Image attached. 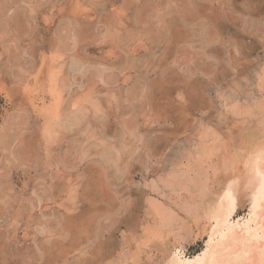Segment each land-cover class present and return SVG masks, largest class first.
<instances>
[{
  "label": "rangeland",
  "instance_id": "1",
  "mask_svg": "<svg viewBox=\"0 0 264 264\" xmlns=\"http://www.w3.org/2000/svg\"><path fill=\"white\" fill-rule=\"evenodd\" d=\"M263 75L264 0H0V264L193 258L226 191L250 221L261 172L234 154L264 140Z\"/></svg>",
  "mask_w": 264,
  "mask_h": 264
},
{
  "label": "bare ground",
  "instance_id": "2",
  "mask_svg": "<svg viewBox=\"0 0 264 264\" xmlns=\"http://www.w3.org/2000/svg\"><path fill=\"white\" fill-rule=\"evenodd\" d=\"M171 4V3H170ZM199 7V6H198ZM163 12V11H162ZM182 12V11H181ZM168 14V13H167ZM186 14V13H185ZM149 18V17H148ZM153 18V17H152ZM149 20V19H148ZM179 21V20H178ZM164 23V22H163ZM166 26V25H164ZM144 28V27H143ZM170 29V28H168ZM184 29V28H183ZM179 31V30H178ZM139 33V32H138ZM208 33V32H207ZM145 34V33H144ZM170 37V36H168ZM216 42V41H215ZM171 49V47H170ZM122 70V69H121ZM263 74V73H262ZM170 75V74H169ZM264 76V75H263ZM262 77V75L260 76ZM59 79V77H58ZM57 79V81H58ZM55 80V79H54ZM264 80V79H263ZM262 80V81H263ZM261 84V82H260ZM175 85V84H174ZM263 86V85H262ZM195 87V86H194ZM261 87V86H260ZM156 88V87H155ZM192 89V88H191ZM262 89V88H261ZM264 90V89H263ZM195 91V90H193ZM196 92V91H195ZM198 93V92H197ZM192 95V94H191ZM261 100V99H260ZM256 105H260L259 101ZM96 103V102H95ZM262 103V102H261ZM264 103V102H263ZM262 103V104H263ZM261 104V105H262ZM170 106V105H169ZM189 107V106H188ZM238 107V106H237ZM263 107V106H262ZM260 107V110L261 108ZM178 108V107H177ZM83 109V108H82ZM264 109V107L262 108ZM236 112L238 110L235 109ZM264 112V111H263ZM184 114V113H183ZM84 115V114H83ZM186 116V115H185ZM81 119V118H80ZM184 119V118H183ZM50 121L48 120V123L45 125V131L49 136H52L55 133V129L53 126L50 125ZM136 124V123H135ZM258 127V126H256ZM259 128V127H258ZM208 130V129H207ZM260 131V129H258ZM216 132L214 131V134ZM172 134V133H171ZM179 134V133H178ZM177 134V135H178ZM259 135V134H258ZM215 136V135H214ZM218 138L219 136L216 135ZM178 137V136H177ZM206 136L203 134L200 136V141L197 145L192 147L189 150V155L190 159L188 160V164H186V170L183 175L186 176V179H189V182L191 183L190 186L193 184V187H195L194 183H197L198 180H202V177L200 176V170L201 167H204V162L207 161V159L211 158L213 155L217 153L221 149L220 146V141L215 137L213 143L210 145L206 139ZM209 137V136H208ZM255 137V136H254ZM260 137V136H259ZM258 137V138H259ZM257 138V137H256ZM262 138V136H261ZM210 139V138H209ZM208 139V140H209ZM250 139V138H249ZM264 139V138H262ZM218 141V142H217ZM252 144L251 147L248 149L247 154L245 152V156L243 154L237 153L236 155L234 154V165L237 162H242L240 160L241 157L247 158L244 162L246 165V168L249 169L250 166H257V169H259L260 176L257 177L255 181V185L253 188V193H252V199H251V206L250 210L252 212V217L250 221L246 222L243 226L237 224H232L230 223V215L234 212L235 210V201L233 199V193L231 191H226L223 193L220 197V199L215 202V207L214 211L210 215L211 218L213 219L214 223H212L210 235H209V240L207 241L208 247L204 251L196 254L193 258H186L182 255L183 252L179 251L176 257H173L171 262L168 264H264V140H257V141H251L249 140ZM148 146V145H147ZM136 150L138 148H135ZM243 152V151H242ZM134 153V152H133ZM152 153V152H151ZM147 154V153H146ZM188 154H186L187 156ZM243 155V156H242ZM143 156V155H142ZM122 156L119 154V158ZM139 159V158H138ZM143 159V158H142ZM230 160V159H229ZM228 160V161H229ZM123 161V159H122ZM143 161V160H142ZM125 162V161H124ZM254 162V163H253ZM233 163V162H232ZM253 163V164H252ZM182 164H184L182 162ZM227 164V162H226ZM239 164V163H238ZM252 164V165H251ZM229 165V163L227 164ZM237 165V164H236ZM235 165V166H236ZM125 166V165H124ZM128 166V165H127ZM232 166V165H231ZM106 167V166H105ZM109 167V166H108ZM229 167V166H228ZM134 168V167H133ZM200 168L199 171L197 169ZM235 168V167H232ZM245 168V167H244ZM245 168V169H246ZM101 169V168H100ZM131 169V168H130ZM246 169V170H247ZM128 170V169H127ZM108 171V170H107ZM130 171V170H129ZM132 171V170H131ZM202 171V170H201ZM204 171V168H203ZM109 172V171H108ZM190 172H195L197 175L193 176L191 175ZM206 172V171H205ZM99 173V172H98ZM131 173V172H130ZM205 174V173H204ZM131 175V174H130ZM104 176V175H103ZM193 176V177H192ZM107 177V176H106ZM207 177V176H206ZM208 178V177H207ZM206 178V180H207ZM91 180V179H90ZM102 181V179H101ZM100 181V182H101ZM204 181V180H203ZM111 182V181H110ZM183 183H187L185 180L182 181ZM204 183L202 188L204 189ZM207 183V181H206ZM182 184V183H181ZM201 184V182L199 183ZM196 186V188H199ZM186 185V184H185ZM88 186V185H87ZM86 186V188H87ZM101 186V185H100ZM189 186V185H187ZM183 187V186H182ZM110 188V187H109ZM201 188V189H202ZM195 189V188H193ZM200 189V190H201ZM206 191V188L204 189ZM67 191V190H66ZM90 191V190H89ZM103 191V190H102ZM204 191V192H205ZM99 192V191H98ZM49 193V192H48ZM62 193V192H61ZM114 193V192H113ZM59 194V193H58ZM87 194V193H86ZM97 194V192H96ZM100 194V192H99ZM103 194V192L101 193ZM105 194V193H104ZM110 194V193H109ZM106 195V194H105ZM111 195V194H110ZM105 198V196L103 197ZM107 198V196H106ZM111 199V198H110ZM108 200V199H107ZM106 200V201H107ZM112 200V199H111ZM103 204V206L107 205L106 209L108 208V204ZM104 203V202H102ZM110 204V203H109ZM116 204V203H115ZM114 205V204H113ZM104 206V207H105ZM110 206V205H109ZM118 206V205H117ZM154 206V205H153ZM164 206V205H163ZM128 207V206H127ZM112 208V205H111ZM110 208V209H111ZM155 208V207H154ZM163 208V207H162ZM161 208V209H162ZM113 209V208H112ZM123 209V208H122ZM91 210V209H90ZM163 210V209H162ZM166 210V209H165ZM164 210V211H165ZM111 211V210H110ZM109 211V212H110ZM114 211V210H112ZM120 211V209H119ZM82 212V211H81ZM102 212V211H101ZM117 212V211H116ZM93 213V212H92ZM103 213V212H102ZM101 213V215H102ZM120 213V212H119ZM118 215L116 216H120ZM122 213V212H121ZM120 213V214H121ZM124 213V212H123ZM117 214V213H116ZM162 214V213H161ZM88 215V214H87ZM104 215V214H103ZM126 215V214H125ZM130 215H132L130 213ZM84 216V215H83ZM129 216V215H128ZM127 216V217H128ZM71 217V216H70ZM100 217V216H99ZM72 218V217H71ZM85 218V216H84ZM87 218V217H86ZM119 218V217H118ZM122 218V217H121ZM167 218V216H166ZM88 219V218H87ZM129 219V218H128ZM172 219V218H171ZM69 220V219H68ZM76 220V219H75ZM94 220V219H93ZM71 221V220H70ZM69 221V225H70ZM79 221V220H78ZM92 221V218H91ZM116 221V220H115ZM117 221H119L117 219ZM121 221V220H120ZM82 222V221H81ZM169 224L172 223V221L168 220ZM55 223V222H54ZM94 223V222H93ZM56 224V223H55ZM168 224V223H167ZM82 225V224H81ZM52 226V225H50ZM79 226V225H78ZM85 225L80 226L81 228L78 229V234L76 235L78 238L81 235L80 233H85L88 229L84 227ZM98 226V225H97ZM107 226V225H106ZM165 226V224H164ZM56 227V226H54ZM75 227V226H73ZM114 227V226H113ZM52 228V227H51ZM78 228V227H77ZM76 228V229H77ZM105 229V228H104ZM56 230V229H55ZM58 230V229H57ZM90 230V229H89ZM106 230V229H105ZM107 231V230H106ZM111 231V230H110ZM75 232V231H74ZM88 232V231H87ZM92 232V231H91ZM52 233V232H51ZM70 233V232H69ZM77 233V232H76ZM106 233V232H105ZM57 234V233H56ZM91 234V233H90ZM88 233V235H90ZM160 233L157 232L156 229L151 228L146 230L144 238L145 240L151 241V239L155 238V236L159 235ZM74 235V234H73ZM75 236V235H74ZM82 236V235H81ZM86 236V235H85ZM91 237V236H90ZM89 237V239H90ZM82 238V237H80ZM98 238V236H97ZM107 239V238H106ZM46 240V239H45ZM81 240V239H80ZM79 240V241H80ZM87 240V239H86ZM55 241V240H54ZM60 241V240H59ZM90 241V240H89ZM93 241V240H92ZM99 241V240H98ZM47 242V241H46ZM58 242V240L56 241ZM82 242V241H81ZM80 242V243H81ZM154 242V240H153ZM79 243V244H80ZM101 244V243H100ZM56 246L54 243L51 244ZM58 245V244H57ZM82 245V244H81ZM105 245V244H104ZM51 247V246H50ZM49 247V248H50ZM61 248V247H60ZM96 248V247H95ZM104 248V247H103ZM107 248V247H106ZM63 249V247H62ZM61 249V250H62ZM70 250L74 248H69ZM65 249H63L64 251ZM97 250V249H94ZM100 250V248H99ZM103 250V249H102ZM138 250V249H137ZM40 251V250H39ZM56 251V250H55ZM54 251V252H55ZM59 251V250H58ZM139 251V250H138ZM41 252V251H40ZM95 252V251H94ZM97 252V251H96ZM95 252V253H96ZM103 252V251H101ZM137 252V251H136ZM50 253V252H49ZM56 253V252H55ZM98 255L99 252H97ZM106 254V253H105ZM136 254V253H135ZM134 254V255H135ZM59 255V254H58ZM64 255V254H63ZM92 255V253H91ZM137 255V254H136ZM48 256V255H47ZM95 256V255H93ZM97 256V254H96ZM105 256V255H104ZM52 257V256H51ZM99 257V256H97ZM106 257V256H105ZM42 258V256H41ZM55 258V257H54ZM100 258V257H99ZM134 258V257H133ZM53 259V258H52ZM51 259V260H52ZM88 260V259H87ZM91 260V259H90ZM135 263L137 264V261L133 259ZM42 262V261H41ZM58 262V261H57ZM85 262V261H84ZM94 262V261H93ZM40 263V262H39ZM91 263V261H90ZM81 264V263H80Z\"/></svg>",
  "mask_w": 264,
  "mask_h": 264
}]
</instances>
